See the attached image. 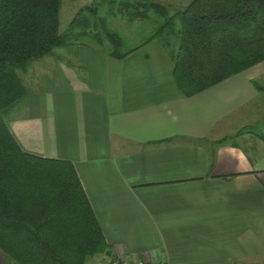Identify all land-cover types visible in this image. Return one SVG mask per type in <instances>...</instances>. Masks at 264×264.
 I'll return each instance as SVG.
<instances>
[{"label":"crops","instance_id":"obj_1","mask_svg":"<svg viewBox=\"0 0 264 264\" xmlns=\"http://www.w3.org/2000/svg\"><path fill=\"white\" fill-rule=\"evenodd\" d=\"M63 52L7 122L25 151L74 163L115 255L264 264V61L186 96L158 40Z\"/></svg>","mask_w":264,"mask_h":264},{"label":"trees","instance_id":"obj_2","mask_svg":"<svg viewBox=\"0 0 264 264\" xmlns=\"http://www.w3.org/2000/svg\"><path fill=\"white\" fill-rule=\"evenodd\" d=\"M111 1L80 8L60 31L63 0H0V249L14 264H88L99 254L117 258L74 163L25 151L8 125L9 111L31 92L33 61L90 45L84 36L118 59L158 40L186 96L264 61V0H191L171 11L148 2L143 17L156 26L130 48L106 15L99 17L101 27L90 17L102 7L115 11Z\"/></svg>","mask_w":264,"mask_h":264},{"label":"rangeland","instance_id":"obj_3","mask_svg":"<svg viewBox=\"0 0 264 264\" xmlns=\"http://www.w3.org/2000/svg\"><path fill=\"white\" fill-rule=\"evenodd\" d=\"M85 0H63L62 2V10H61V22H60V31H64L68 24L71 22V15L68 12V9L66 8V4L68 7H71L73 5L79 6L80 3H83ZM89 3L87 6L92 5L95 7L98 3L103 4V1L108 2L109 0H87ZM113 1V0H112ZM111 1V3H112ZM169 3L164 5L167 7V9L171 10H178L180 7L181 9L184 8L191 0H168ZM86 2V1H85ZM149 3L156 2L155 0H114L113 3L116 4V9L112 13L111 11H108L102 7L100 12H98L97 16H90L91 19L97 22L98 27H101L99 17L101 15L107 16V24L110 28L118 31L120 34L123 35V37L126 40L124 43L125 48H130L138 45L141 43L150 32L153 30L154 26H156V22H152L148 20V18H144L143 15L146 13V9L150 8ZM163 5V4H162ZM111 14H114L112 16ZM150 17H154V12L149 11ZM102 30V28H101ZM84 41H88L90 45H95V41H93L92 37H83ZM79 48H74V51H76ZM63 51H58L57 57L63 55ZM43 59H47L46 63ZM43 59H40L38 61H33L31 63V68L29 72V80L31 79L34 71L36 69L41 70L47 67V65H50L53 63V60H56V57L48 56ZM29 82V81H28ZM28 84V83H27ZM47 86V85H46ZM21 105L13 107L12 113H14L16 116L20 114L21 111ZM18 114V115H17ZM10 116V113L8 114V117ZM109 257V258H108ZM117 257V256H116ZM126 257L119 256L116 259L112 256H106L103 254L96 255L94 257H91L88 260V264H110V261H116V260H125Z\"/></svg>","mask_w":264,"mask_h":264},{"label":"built area","instance_id":"obj_4","mask_svg":"<svg viewBox=\"0 0 264 264\" xmlns=\"http://www.w3.org/2000/svg\"><path fill=\"white\" fill-rule=\"evenodd\" d=\"M110 264H145V262L142 260H133V259L126 258L125 260H122V261L120 260L110 261ZM149 264H152V263H149ZM163 264H167V263H163Z\"/></svg>","mask_w":264,"mask_h":264}]
</instances>
